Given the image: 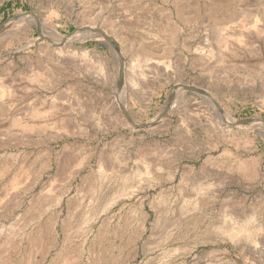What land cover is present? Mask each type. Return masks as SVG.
I'll return each instance as SVG.
<instances>
[{"label":"rangeland","instance_id":"obj_1","mask_svg":"<svg viewBox=\"0 0 264 264\" xmlns=\"http://www.w3.org/2000/svg\"><path fill=\"white\" fill-rule=\"evenodd\" d=\"M263 119L264 0H0V264H264Z\"/></svg>","mask_w":264,"mask_h":264},{"label":"bare ground","instance_id":"obj_2","mask_svg":"<svg viewBox=\"0 0 264 264\" xmlns=\"http://www.w3.org/2000/svg\"><path fill=\"white\" fill-rule=\"evenodd\" d=\"M52 33H53V32H52ZM108 37H109V36H108ZM50 38H51V37H50ZM51 39H52V38H51ZM62 39H63V38H61V37L59 36L58 40H62ZM145 58H146V57H145ZM139 60H143V59L140 58ZM147 60H148V58H147ZM147 60H143V62H144V61H147ZM148 61H149V60H148ZM137 63H138V62H137ZM139 63H140V62H139ZM139 63H138V64H139ZM138 64H137V65H138ZM120 69H121V68H120ZM123 70H124V67H123ZM123 72H124V71H123ZM179 90H180V89H179ZM209 97H210V100H212V101L216 104V107H218V109H219L220 111H222V109H221V107H220V104H219V102H218L219 99L217 100L214 96L211 97V95H210ZM212 101H211V102H212ZM211 102H210V104L212 105L213 103H211ZM121 104H122V103H121ZM213 106H215V105H213ZM222 113H223V111H222ZM220 115H221V112H220ZM224 117H225V116H224ZM222 118H223V116H222ZM226 120H227V119H226ZM230 122H232V121H230ZM230 122H229V123H230ZM263 122H264V120H263ZM126 192H127V191H126ZM131 193H132V192H131ZM133 193H134V192H133ZM126 196H127V195H126ZM238 230H239V231H242L243 229H242V230L238 229ZM238 230L236 229L235 231H232V232L229 231L228 234L226 233V235H230V236H232V237L234 238L235 236H237V235L240 233ZM228 237H229V236H228ZM231 239H232V238H231ZM235 239H236V238H235Z\"/></svg>","mask_w":264,"mask_h":264},{"label":"water","instance_id":"obj_3","mask_svg":"<svg viewBox=\"0 0 264 264\" xmlns=\"http://www.w3.org/2000/svg\"><path fill=\"white\" fill-rule=\"evenodd\" d=\"M188 88H190L189 86H187ZM264 120V119H263ZM248 120H243V121H241V123H245V122H247Z\"/></svg>","mask_w":264,"mask_h":264}]
</instances>
